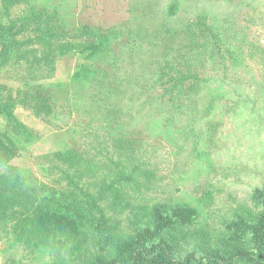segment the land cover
<instances>
[{
  "label": "rangeland",
  "instance_id": "rangeland-1",
  "mask_svg": "<svg viewBox=\"0 0 264 264\" xmlns=\"http://www.w3.org/2000/svg\"><path fill=\"white\" fill-rule=\"evenodd\" d=\"M34 1L39 8L48 5L49 12H57L51 27L61 44H93L99 31L112 35L110 57H121L120 69L112 71L108 64L102 67L110 72L111 79L117 77L109 88L123 92L115 120L121 126L115 121L110 125L101 121L103 115H111L107 114L109 107L104 112L91 107L97 93L84 97L72 85L59 87L61 72L70 74L77 65L75 53L55 56L48 64L36 53L37 60L31 62L35 74L52 80L37 99H42L50 112L33 109L35 98L24 102V84L15 91L23 99L15 111L33 131L36 142L25 143L19 157L8 159L28 192L0 186V193L15 198L11 208H0V215L5 213L4 219L0 217V264H94L99 259L110 260L112 253L100 248L90 222L79 238L50 235L46 242L37 244L23 220L30 216L41 187L71 192L82 200L91 198L96 203L93 214H102L111 236L119 241H132L144 234L150 244L171 243L177 258L191 253L201 258L218 251L229 259L239 244L226 227L238 216L247 217L262 209L255 191L264 188V0H48L47 5L45 0ZM150 5L152 8H147ZM191 23L195 24L196 41L205 47L194 70L204 87L200 94L205 108L192 110L191 106L179 122L167 127L169 132L162 123L154 126L149 122L147 126L143 116L148 109L142 102H133L128 94L135 72H145L136 84L138 99L146 91L142 86L153 80L152 71L158 65H172L174 53L170 48H179L180 41L171 34ZM1 24L6 20L0 29ZM29 24L19 22L13 29L14 37L42 35L32 32ZM161 24L171 35L169 40L159 39L164 30ZM208 26L214 27L213 34ZM220 30L233 40H226L228 46L233 45L230 57L228 46L213 36ZM205 38L209 41L204 42ZM165 44L167 50L163 49ZM3 51L0 40V54ZM10 69L16 70V66ZM8 76L0 75V95L5 93V85L9 89L18 86ZM212 92L217 95L211 102ZM188 119L189 123L183 124ZM4 130L15 137L13 126L6 128L0 117V132ZM116 140L130 149V154L119 156ZM62 142L81 156L86 163L82 169L71 168L50 154ZM111 160L120 161L119 165L126 168V196L106 190L117 169ZM87 164L90 168L84 170ZM6 171L0 168V173ZM185 205L199 210L194 225L175 221L157 230L155 209L167 216Z\"/></svg>",
  "mask_w": 264,
  "mask_h": 264
},
{
  "label": "trees",
  "instance_id": "trees-1",
  "mask_svg": "<svg viewBox=\"0 0 264 264\" xmlns=\"http://www.w3.org/2000/svg\"><path fill=\"white\" fill-rule=\"evenodd\" d=\"M45 1L47 5L48 0ZM173 6L170 8V12ZM47 7L39 8L34 0H0V23L6 20V24H1L0 29V40L4 49L3 53L0 54V75H9V79L18 82L15 89H9L5 85V89L2 88L5 93L0 95V117L5 121L6 128L13 126V135L15 136L14 138L9 137L5 130L0 132V168L9 171L8 174L7 171L0 173V186L22 189L26 192L29 188L23 186L22 176L13 169L8 159L19 157L20 148L25 143L36 142L33 131L21 121L15 111L19 104L23 103V99L24 102H28L35 98V102L32 104L33 109H36L37 112L43 110L50 112L47 104L42 99H37L40 92L52 84V80L48 82V79L35 74L31 62L37 60L36 53L44 59L46 64L52 62L55 56L61 55V57H64L70 53L76 54L77 65L70 74L61 72L60 76L63 79L58 85L63 88L72 85L75 88L74 91L83 93L84 97L97 93V98L91 107L94 110L100 109L103 112L105 107L110 108L107 111V114L111 115L110 118L103 115L101 119L107 125L117 119L118 115L116 113H119V111L116 110H118L123 100V92L119 93L117 89L109 88L117 81V77L113 76L111 79L110 72L102 67L104 64H108L109 67H112V71L116 72L120 69L121 57H110L113 51L109 46L111 38L114 40L112 35L99 31L97 32V40L93 44L75 43L72 46L61 44L58 42L59 36L51 27L57 18V12L55 10L49 12ZM147 8L151 9L152 6H147ZM19 22L31 23L29 26L32 32L42 35L36 38L17 39L14 37L16 34L13 29ZM194 27L195 24L191 23L175 30L173 33L170 31L173 38H179L180 46L176 49L170 48V51L174 53L172 65H158L157 69L152 71L153 80L149 85L142 86V89L146 90L143 94L149 93L145 98H141L142 94L136 99L137 93L135 90L138 80L145 72L139 68L135 72V77L131 82L133 88L128 94H131L133 102H142V106H146L148 109L147 112L144 111L145 115L143 116L147 126L149 122L154 126H159L162 123L167 128L174 122H179L181 120L180 116L186 114L191 106L193 107L192 110H198L200 106L205 108L204 96L200 94L203 86H201V80L196 74L197 71H194L200 63H196V61L200 59L205 47L196 41L197 37L193 34ZM161 28H164V30L161 31V35H159L161 38L159 39L165 41L167 37V40H169L171 35H169L168 30L162 24ZM213 28L208 26L206 29H209L210 33L213 34ZM223 33L226 32L220 30L213 36L223 45L228 46L226 40H232V38L230 34L224 37ZM207 41L209 40L205 38L204 42ZM157 46L161 47V45ZM231 46L233 45L228 46L226 51L229 57L232 54L231 49L233 47L231 48ZM37 48L42 52H39ZM163 49L167 50L168 45L165 44ZM56 50L57 54H55ZM184 50L187 52H184ZM234 50L240 53L239 50ZM13 65L16 66V70L10 69ZM180 66H183L184 70L180 69ZM21 84H24L22 91L25 90L23 99L18 97V93L15 92L19 91ZM159 88L164 90L161 89V92H158ZM216 95L215 92L209 93L211 102L215 100ZM99 96L103 97L100 98ZM15 99L17 103H15ZM213 107L214 103L211 106V111ZM155 113H158L156 118L154 117ZM158 117H164L165 119ZM189 121L190 119L183 124H188ZM115 122L121 126L119 121ZM167 130L169 132L170 128H167ZM114 131L113 129L112 132ZM119 141H114V147L118 150L119 156H123V153L130 154L128 153L130 149H127ZM50 154L55 156L56 160L71 168L82 169L83 164H86L74 149L67 147L63 142L61 147L53 148ZM128 159L126 158V160ZM111 163L115 164L117 169L114 173L115 178L107 183L106 190L126 196L129 194L128 187H126L129 182L126 168L119 165L120 161L111 160ZM88 168L90 166L87 164L84 170H88ZM255 194L258 201H260L261 211L250 212L247 217L238 216L226 227L232 239L239 244V247L233 249L232 255L227 260L218 251L209 252L201 258L194 257L193 253L186 255L184 258H177L171 243L150 244L149 239L144 234H140L132 241H119L118 238L111 236L102 214H99L98 217L93 214L94 209H96L95 201L91 198L82 200L71 192L66 193L50 188L41 187L39 189L36 194V203L30 216L23 220V226L29 225V232L36 237L37 244H40L46 242L50 235L63 236L69 239L79 238L84 234L83 230L87 222H90V226L99 237L100 248L112 253L108 262L99 259L94 264H235L237 262L264 264V188L255 191ZM14 199L9 195L0 193V208L4 211L11 208ZM6 205L9 207H6ZM169 213L167 216H163L160 210L155 209L154 217L158 222L157 230L172 226L175 221L186 225H194L199 218V210L190 205L176 207ZM0 217L4 219L5 213ZM244 246L247 248L245 251Z\"/></svg>",
  "mask_w": 264,
  "mask_h": 264
}]
</instances>
